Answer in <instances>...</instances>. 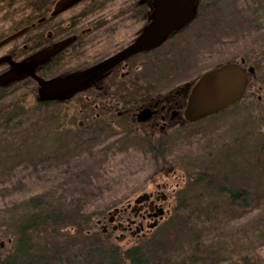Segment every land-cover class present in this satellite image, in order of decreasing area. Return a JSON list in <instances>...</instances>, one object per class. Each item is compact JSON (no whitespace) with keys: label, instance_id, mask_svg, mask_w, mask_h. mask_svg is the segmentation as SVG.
Instances as JSON below:
<instances>
[{"label":"rangeland","instance_id":"374dc122","mask_svg":"<svg viewBox=\"0 0 264 264\" xmlns=\"http://www.w3.org/2000/svg\"><path fill=\"white\" fill-rule=\"evenodd\" d=\"M209 1L201 4L196 20L182 32V47L169 56L168 68L173 75L164 82L160 80L163 77L160 78L156 88H168L195 79L204 71L232 59L241 50L237 38L248 29L239 23V11L234 5L236 0ZM252 1L257 17L253 30L264 33V0ZM105 7L107 13L119 15L123 1L107 0ZM22 10L18 7V12L12 11L9 23L0 22V28L5 24L0 34L19 26L24 14H30L22 13ZM249 43L246 40L244 44ZM168 49H172L171 43L163 45L159 51ZM247 58L244 68H254L255 76L260 77L257 85L251 83L241 100L202 119L192 132L181 138L170 136L169 152L166 151L165 156L169 166L165 167V171L169 174L173 170L178 179L170 175L167 181L159 180L158 183L167 182L173 186L179 182L175 196L178 193V198L185 199V211L191 213L187 218L185 211L178 210L172 225L153 229L148 237L152 242L159 241L153 248L156 258L173 249L175 241L187 239V221H193L195 217L203 221H194L195 227H192L202 230L203 243H210L214 237L222 240L231 236L233 240L230 244L239 251L249 250L248 240L243 239L245 232L264 230V51L250 54ZM36 95L35 84L29 81L13 85L5 93L0 92V106L8 105L9 109L11 105L21 107L32 117L38 116L31 120V126L20 129L14 137L0 141V166L7 168L11 163L20 161L26 167V170L17 167L14 175L0 169V200L46 195L49 190L54 191L49 184L66 175V179L71 177L72 181L63 189L68 195L77 194L81 186L90 183L100 186L85 193L86 199L80 208L89 211L104 210L106 213L127 199L133 201L142 191L155 190L157 181H150V177L155 169L161 167L148 149L142 147L145 141L137 139L136 135L123 133L121 137L117 136L120 141L115 135L109 139L99 136L98 140L87 139V143L80 146L77 143L79 134L75 135L76 120L73 121V113L68 106L57 102L36 108ZM113 141L119 143L116 145ZM62 148H66L65 159L59 155ZM57 160L62 161L61 165ZM204 174L214 179L211 191L193 183L196 177ZM217 186L245 191L246 197H249L247 206H224L221 198L226 197L216 193ZM76 208L79 209V206ZM204 216L209 222H204ZM6 221L9 222V217ZM112 240L123 248L137 244ZM0 241L3 243L0 247L10 248V238L0 236ZM68 258L70 256L66 255V260Z\"/></svg>","mask_w":264,"mask_h":264},{"label":"flooded vegetation","instance_id":"af4514ba","mask_svg":"<svg viewBox=\"0 0 264 264\" xmlns=\"http://www.w3.org/2000/svg\"><path fill=\"white\" fill-rule=\"evenodd\" d=\"M57 1L0 0L1 23H9L11 12H18V7L23 8L22 13H30L24 14L19 26L0 34L2 41L23 30L0 45V74L10 69V61H27L31 55L64 41L67 43L55 55L35 66L34 73L49 79L87 69L132 43L149 21L150 6L142 0H122L119 15L107 13V0H80L53 15L51 12ZM208 2L198 0L194 19L160 46L130 55L107 71L94 75L88 85L65 101L39 102L40 106L57 102L67 105L73 113V121L76 120L75 135L79 134V139L94 141L99 136L109 139L115 135L120 141L117 136L121 137L123 133L136 135L137 139L145 141L140 143L142 147H146L158 160L161 168L163 166L162 170L155 169L150 177V181H157L155 190L142 191L133 201L127 199L113 206L97 220L98 228L110 239L126 241L127 244L143 242L153 229L172 222L178 210V193L175 196V191L179 182L173 186L167 182L158 183L170 175L178 179L173 170L169 174L165 171V167L169 166L165 156L166 151L169 152L170 136L181 138L192 132L197 123L206 117L187 121L185 116L187 99L198 76L181 84L168 85V88L155 86L160 78L163 77L160 80L164 82L173 75L168 68L169 56L182 47L184 39L181 34L198 17L200 3ZM170 43L172 49L159 51L163 45ZM245 65L246 62L242 67ZM23 81L33 82L37 93V83L31 76L0 86V92L5 93ZM118 143L115 142L116 145ZM139 197V201L135 202Z\"/></svg>","mask_w":264,"mask_h":264},{"label":"trees","instance_id":"16d2710c","mask_svg":"<svg viewBox=\"0 0 264 264\" xmlns=\"http://www.w3.org/2000/svg\"><path fill=\"white\" fill-rule=\"evenodd\" d=\"M235 2V8L240 15L239 17L235 12L237 18H240L239 23H242L248 30L237 38L241 44L239 53L233 55L232 59H228L226 62L240 58L246 62L250 54H260L264 51H260L264 43V33L253 30V23L257 18L254 13L253 1L236 0ZM201 8L200 3L199 11ZM32 9L38 10L37 8ZM246 40L250 41L249 45L244 44ZM253 76L255 78L250 79L248 90L251 83L254 82L255 84H253L256 86L260 81L258 75L254 74ZM3 106H0V141L6 137H14L18 131H21L20 129L31 126L33 118L38 117H32L31 113L25 112L21 107L11 105L9 109L8 105ZM38 107L45 106H40L37 101L36 108ZM30 111L33 112V110ZM77 143L83 146L87 142L85 139H79ZM113 144H115L114 141ZM65 149H60L59 155L62 159H65ZM17 150L18 148H16ZM57 162L58 165H61L62 161L57 160ZM19 166L26 170L20 161L11 163L7 168H4V165L0 166V169L3 172L6 169L14 175ZM67 176L53 180L49 186L54 191L49 190L46 195L12 197L8 201L1 198L0 236L10 238L11 244L8 250L5 247H0V264H264V230L257 229L247 232L248 234L245 232L246 235L244 234L243 239L248 240L249 250L248 252L245 249L239 251L234 250L230 244L233 240L231 236L222 240L214 237L210 243H203L202 230L192 228L193 225L195 227L194 221H202L201 218L196 219V217L193 218V221H187L189 225L187 239L175 241V247L161 254L159 258L155 257L153 251L159 241L152 242L149 237L136 245L120 247L98 228L97 220L105 213L104 210L97 212L96 210H85L83 206V209L80 208L81 205H84L85 193L99 189L100 186L90 183L81 186L77 194L68 195L63 190L70 185L71 177L67 180ZM213 181L211 176L204 174L196 177L193 183L211 191L214 189ZM215 191L220 197L225 195L226 198H221L224 206H247L249 197H246L245 191L224 186H217ZM178 203V210L185 211L187 208L184 205L185 199L178 198ZM77 205L79 209L76 208ZM178 210H176L174 218L178 215ZM185 212L184 215L190 218L191 212ZM7 217H9V222L6 221ZM173 222L172 219V222L169 221L163 226L172 225ZM204 222H209L206 217ZM66 255L70 256L68 260H66Z\"/></svg>","mask_w":264,"mask_h":264},{"label":"water","instance_id":"95a60500","mask_svg":"<svg viewBox=\"0 0 264 264\" xmlns=\"http://www.w3.org/2000/svg\"><path fill=\"white\" fill-rule=\"evenodd\" d=\"M78 1L80 0H58L51 14H58ZM142 2H148L150 6L148 23L132 43L116 54L87 69L49 79L36 75L35 66L55 55L67 43L60 42L31 55L27 61L16 63L10 61V69L0 74V86L31 76L37 83L38 102L65 101L88 85L94 75L107 71L130 55L160 46L170 35L187 26L196 15L198 0H142ZM22 31L3 39L0 45L15 38ZM242 64H244L243 58L228 61L205 71L196 79L186 103L187 121L213 115L242 99L254 74L253 67L244 68ZM139 199L140 197L136 198L135 202ZM2 245L0 241V246Z\"/></svg>","mask_w":264,"mask_h":264}]
</instances>
